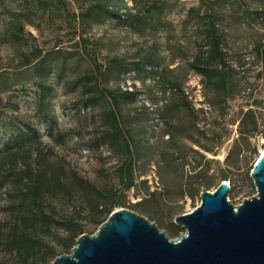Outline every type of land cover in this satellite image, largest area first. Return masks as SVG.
<instances>
[{"label": "rangeland", "instance_id": "1", "mask_svg": "<svg viewBox=\"0 0 264 264\" xmlns=\"http://www.w3.org/2000/svg\"><path fill=\"white\" fill-rule=\"evenodd\" d=\"M242 1L253 15L248 20L250 27L237 28L231 26L230 20L224 19L223 26L231 27V30L225 31L230 48L225 60L241 78L242 87L238 97L228 102L222 118L218 111L205 103L200 78L187 69L179 71L184 75L182 95L176 96H172L169 90L165 96L161 94V88L148 67L138 75L124 74L118 81L109 74L104 75L102 80L91 65L89 52L85 53L75 44L76 38L70 40L72 35L67 29L56 34L55 28L39 33L27 27L26 31L32 33L36 42L23 45L22 50L26 51V46L37 45L42 54L47 52L50 71L41 81L31 67L20 68L17 52L0 44V148L11 142L16 130H19L30 136V142L26 143L21 154L25 163L35 166L40 151L45 155L46 162L62 166L66 180L74 175L86 186L91 185L96 192L104 195L108 190L121 188L119 169L122 167V156L105 147L100 138L108 128L102 117V112L107 109V101L103 98L97 104L87 103L82 85L87 83L93 87V91L119 88L131 92L133 96L120 100L117 124L134 139L141 155L133 162L134 187L122 190V205L113 208L111 213L120 209L133 212L156 225L171 241H176L184 235V230L174 225L175 217L196 209L202 191L213 193L220 183L225 182L230 188L227 201L233 207L239 206L256 194L250 172L264 145V127L251 137L239 135V123L247 109H253L264 120V34L259 43L254 35L257 28L254 11L259 3L264 4V0ZM199 2L180 0L168 12L166 19L172 24V32L174 30L170 47L165 36L164 40L161 34L154 37L159 42L156 51L164 53V65L167 64L169 69L181 63L178 59L180 52L173 45L176 40L180 41L177 32L183 26L184 11L196 7ZM123 4L127 8L132 6L128 0H123ZM191 27L189 24L182 34V40L189 48L195 43ZM83 37L91 41L88 46H93L97 63L102 67L112 58L131 64L147 51L148 41L144 44L137 35L117 26L112 19L104 25L91 27ZM56 50H60L61 54H55L53 51ZM61 56L66 57L63 59ZM172 57L177 58L171 61ZM78 76L82 84L74 82L73 79ZM39 81L44 82L48 90L42 91L37 85ZM41 96L46 105L42 111L38 108ZM171 102L179 105L180 112L178 114L176 111L173 120L167 118L165 122L162 115L169 111L167 107ZM187 105L196 112L193 122L205 134L195 139L211 149V153H203L192 146L182 131L177 133L174 142L168 139L173 126L185 125L186 115L182 109ZM58 133L63 134L62 140H57ZM177 147H182V152H178ZM253 148L257 150L255 156L251 154ZM190 149L198 154H191ZM22 168L23 164L18 161L12 170L20 171ZM10 171L8 166L0 167V220L5 223H9L12 203H16V182L8 175ZM223 175L227 181H222ZM74 198L73 207L68 204L61 209L54 199L46 197L45 210L51 211L54 219L70 217L74 206H78V199ZM108 200L106 196L101 201L102 208ZM80 225L85 227V235H93L97 230L87 221L81 220ZM61 237V231L51 230L44 233L42 241L54 248ZM71 250L58 249L56 258L70 255ZM7 260L8 256L3 258L0 254V264H9ZM53 261L49 260L48 264ZM38 264H44L41 256Z\"/></svg>", "mask_w": 264, "mask_h": 264}, {"label": "trees", "instance_id": "2", "mask_svg": "<svg viewBox=\"0 0 264 264\" xmlns=\"http://www.w3.org/2000/svg\"><path fill=\"white\" fill-rule=\"evenodd\" d=\"M179 1L128 0L132 6L127 8L123 0H0V44L18 53L20 68L31 67L32 71L39 75L40 80L44 81L50 71L47 52L42 54L37 45L26 46V51L22 50L23 45L36 42L35 37L30 31H26V28L30 27L39 33L55 28L56 34L57 31L67 29V32L72 35L70 40L76 38L75 44L85 53L89 52L91 65L102 80L104 75L109 74L118 81L124 74L138 75L141 72L144 73L148 67L161 88V94L165 96L169 90L172 96H176L182 95L181 86L184 75L179 71L187 69L200 78L205 103L214 111H218L219 117L222 118L228 102L238 97L242 87L241 78L225 60L227 50H230L225 31L231 30V27L223 26L224 19L230 20L231 26L249 28L248 20H251L253 15L244 6L242 0H200L196 7H190L184 11L183 26L177 32L180 34V41L176 40L173 45L180 52L178 59L181 63L174 69H169L167 64L164 65L166 58L164 53L156 51L159 42L154 37L161 34L164 40L165 36L168 46H171L174 30L172 32L170 29L172 24L166 16ZM254 16L257 19L254 35H256V42L259 43L261 35L264 34V4L257 5ZM110 19L117 26L126 28L131 34L137 35L144 44L148 41L146 53L141 52L142 54L131 64L112 58L107 65L100 66L97 63L95 49L93 46H88L91 41L83 37L88 29L104 25ZM189 24L192 25L191 29L195 38L192 48L186 47V43L182 40V34L185 33V28ZM148 38L150 39L146 40ZM53 52L57 55L61 54L60 50ZM172 58L171 61H174L177 57ZM262 69L264 70V62ZM80 78L78 76L73 80L79 84ZM37 85L42 91L48 90L44 82L39 81ZM82 89L87 103L97 104L103 98L107 101V109L102 112V117L108 128L105 135L102 133L100 138L105 147L122 156V167L119 169L121 188L108 190V193L104 195L102 192H96L93 186H86L74 175H70L66 180L67 176L62 166L46 162L45 155L40 151L38 158L36 156L35 166L25 163L21 154L26 143L30 142V136L16 130L13 140L0 148V167L8 166L11 169L8 175L15 179L17 189L15 190L16 203H12L13 211L10 214L9 223L0 220V254L3 258L8 256L9 264H38L40 256L44 264H48L49 260L53 261L58 249L67 251L73 248L77 238L85 235V227L80 225L81 220L95 225L97 229L106 221L113 208L122 205L120 201L122 190L134 187L133 162L141 153L130 134L123 132L117 124L119 102L131 98L132 93L121 91L119 88L113 91H93V87L87 83L82 85ZM45 106L41 96L38 108L42 111ZM167 108L169 111L162 115L165 122L167 118L173 120V114L176 111L178 114L180 112L176 102H171ZM182 110L186 115V123L183 126L172 127L173 131L168 133L170 142H174L177 133L182 131L192 146L203 153H211V149L202 145L199 139H195L197 136L200 138L205 136L193 122L196 112L189 106H185ZM263 127L262 117H258L257 113L249 108L242 114L239 135L251 137ZM56 137L57 140H62L63 134L58 133ZM177 149L178 152L183 150L182 147ZM190 152L194 155L198 154L193 149H190ZM251 154L255 156L257 150L253 148ZM18 161L23 164V168L20 171L12 170ZM222 181H227L225 175ZM74 196L78 199V206H74L70 217L54 219L51 211L45 210L44 198L46 197L54 199L56 205L59 204L62 209L68 204L73 207ZM106 196L109 200L102 208L101 201ZM51 230L62 232V237L57 239L59 242L54 248L48 247L42 241L44 233H49Z\"/></svg>", "mask_w": 264, "mask_h": 264}, {"label": "water", "instance_id": "3", "mask_svg": "<svg viewBox=\"0 0 264 264\" xmlns=\"http://www.w3.org/2000/svg\"><path fill=\"white\" fill-rule=\"evenodd\" d=\"M250 179L256 194L237 207L227 201L225 182L213 193L202 191L196 209L175 217L174 225L184 230L176 241L120 209L52 264H264V151Z\"/></svg>", "mask_w": 264, "mask_h": 264}, {"label": "bare ground", "instance_id": "4", "mask_svg": "<svg viewBox=\"0 0 264 264\" xmlns=\"http://www.w3.org/2000/svg\"><path fill=\"white\" fill-rule=\"evenodd\" d=\"M263 151H264V149L263 150H261V153H263ZM227 184V183H226ZM229 185V184H228Z\"/></svg>", "mask_w": 264, "mask_h": 264}]
</instances>
